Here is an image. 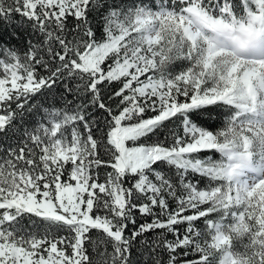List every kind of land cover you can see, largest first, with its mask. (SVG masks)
Here are the masks:
<instances>
[{
  "label": "snow or ice",
  "instance_id": "1",
  "mask_svg": "<svg viewBox=\"0 0 264 264\" xmlns=\"http://www.w3.org/2000/svg\"><path fill=\"white\" fill-rule=\"evenodd\" d=\"M100 7L0 0V18L18 13L43 37L23 58L0 45V133L17 132L29 100L58 82L65 95L87 96L71 110L43 108V120L0 149V264H132L137 245L152 264H264V57L218 74L214 57L227 44L204 31L264 39V0H240V16L232 0H179L159 11L132 0L110 8L98 37L88 18ZM177 59L189 66L166 72ZM149 72L158 78L141 79ZM218 102L237 111L214 133L203 118ZM89 107L106 113L102 123ZM165 122L181 132L141 142ZM212 151L221 158L199 156ZM211 214L220 219H204L210 242L202 246L193 222ZM243 236L245 251H235L233 238ZM190 252L198 259L182 258Z\"/></svg>",
  "mask_w": 264,
  "mask_h": 264
},
{
  "label": "trees",
  "instance_id": "2",
  "mask_svg": "<svg viewBox=\"0 0 264 264\" xmlns=\"http://www.w3.org/2000/svg\"><path fill=\"white\" fill-rule=\"evenodd\" d=\"M132 0H100V3L103 7H100L97 10H94L93 13L89 16V21L93 26V29L98 37L103 36V29L105 26L104 17L110 10V8H119L124 4L131 3ZM179 0H135V3L146 4L152 9L160 8V7H171L174 8L175 4H177ZM4 3L10 4L11 0H4ZM234 3L240 5V0H234ZM69 24L74 26L75 20L70 19ZM71 30V29H70ZM29 42L32 44H43V37L39 33L38 30H35L31 22H29L26 18L22 17L18 13H12L10 18H0V45H4L7 48L17 50L18 54L23 58V54L28 51ZM41 55H44L47 59L46 50L41 48ZM2 55V53H0ZM37 72L40 75H46L45 70L39 66H37ZM69 86H74L78 81H68ZM116 84H113L112 88L104 89L102 91V96L105 98L109 94L110 91L115 90ZM118 100V98H116ZM68 101H72L71 104H68ZM87 102V96L83 94L81 90L80 93H72V94H64V85L63 83L58 82L52 92L46 93L44 95L37 94L29 100V104L33 105L32 111H26L23 114L22 119H18L16 123V128L18 129L15 133H9L6 137L3 133H0V149L7 150L9 144H12L14 141H17L19 137L22 136L24 129H31L36 125L38 120H43L44 113L42 111L43 108H49L55 106L56 108H67L71 110L76 106L79 102ZM108 103L115 104L116 100L107 101ZM224 104L222 102H218L217 105L205 106L210 115H205L203 118V122L207 125V127L211 130H217L220 126V120L222 117H225V113L223 112ZM27 107V105H26ZM87 111L91 114L92 117L99 123H102L103 117L106 113L103 110L93 109L89 107ZM154 115L152 112H146L145 116ZM194 119L199 120L200 117L196 116ZM170 130L175 132H181V128L179 123L165 122V126L158 129L155 135H150L149 137L142 138L141 142L152 143L154 140L160 139L163 140L166 136L171 139ZM3 152H0V155H3ZM209 155L218 156L219 154L215 151L212 152H201L199 153L200 157H206ZM195 179H200L199 176H196ZM185 215L192 214V210H188L184 213ZM204 219L216 220L220 219L219 214H211L209 217L203 218L199 221L193 222V226L199 229L201 236L196 237L198 241L201 242L203 246L206 241L210 242L208 230L204 226ZM27 221V218H25ZM227 221V219L225 220ZM139 222V221H138ZM27 224V222H25ZM181 229L185 227V225L179 226ZM162 231V230H158ZM127 234V233H126ZM155 233H147L146 237L149 240L155 239ZM169 240L172 237L169 235L167 237ZM249 243L247 236L243 237H234L233 238V249L238 252L245 251V246ZM104 245H98V251H103ZM91 252L92 249L90 248ZM111 252V248L108 247V253ZM162 255H164L162 253ZM107 256V253H105ZM199 254L195 252H190L187 257H182L183 259L189 261H195L198 259ZM166 259V255H164ZM132 264H152V258L149 252L140 245H137L132 253Z\"/></svg>",
  "mask_w": 264,
  "mask_h": 264
},
{
  "label": "clouds",
  "instance_id": "3",
  "mask_svg": "<svg viewBox=\"0 0 264 264\" xmlns=\"http://www.w3.org/2000/svg\"><path fill=\"white\" fill-rule=\"evenodd\" d=\"M204 31L211 40H218L221 43H224V41L227 40L228 44L225 48H228L229 52L235 53L234 56L221 55L213 61V67L218 74L229 68L237 56L246 57L255 52H259L261 48H264V39L259 36L249 37L246 34L232 33L226 29L215 32L210 29H205ZM229 127L231 126L229 125Z\"/></svg>",
  "mask_w": 264,
  "mask_h": 264
},
{
  "label": "rangeland",
  "instance_id": "4",
  "mask_svg": "<svg viewBox=\"0 0 264 264\" xmlns=\"http://www.w3.org/2000/svg\"><path fill=\"white\" fill-rule=\"evenodd\" d=\"M204 4H208V0H203ZM232 3L236 6L235 7V11L237 13L238 16L240 15H243V10L242 8L240 7V5H237L234 3V0H232ZM161 8H164V9H167V10H173L174 8H171V7H160V8H156V9H152L154 11H159L161 10ZM213 15H217V13L215 11L212 12ZM243 34H246L247 36L251 37L250 34H247V33H243ZM224 43L228 44V41L225 40ZM263 49V50H261ZM260 50L262 52H255L253 54H250L246 57H239L237 56L234 60V62L231 63L232 64H238L239 67L236 69L237 72H239L241 69H244V70H247L248 67L251 66L250 62L252 61H259L261 59V57H264V48H261ZM221 55H235V53H231L229 52V49L228 48H223L221 50H219L216 54V56L214 57V60L221 56ZM230 65V66H231ZM189 66L188 62L186 60H183V59H177L176 61H173L169 66L168 68L166 69V72L168 73H171V74H178L180 71H183L185 70L187 67ZM258 66V65H257ZM148 75H156L157 78H158V74H155L153 72H149L147 74H145V77H141V79H146V77ZM207 85H205L206 87ZM178 99L180 100H183V101H186L187 98H183V97H179ZM235 111H237L235 109L234 106H228V105H225L224 106V109H223V112L225 113V117H222L221 120H220V126L217 128V130H212L214 133L218 132V131H221V130H224V128L227 126L228 124V121L230 119V117L235 113ZM206 130H211L209 129L208 127L206 128ZM211 156L212 158L214 159H220V155L218 156H215V155H209ZM207 157V156H206ZM258 159V157H257ZM216 220H219V219H216ZM214 220V221H216ZM28 223V221H25ZM225 222H229L228 220L225 221ZM27 225V224H26ZM247 259V257H246Z\"/></svg>",
  "mask_w": 264,
  "mask_h": 264
},
{
  "label": "bare ground",
  "instance_id": "5",
  "mask_svg": "<svg viewBox=\"0 0 264 264\" xmlns=\"http://www.w3.org/2000/svg\"><path fill=\"white\" fill-rule=\"evenodd\" d=\"M261 50H263V49H261ZM261 50H260V52H262Z\"/></svg>",
  "mask_w": 264,
  "mask_h": 264
}]
</instances>
